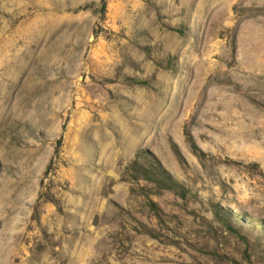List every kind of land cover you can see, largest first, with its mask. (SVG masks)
<instances>
[{
    "label": "rangeland",
    "instance_id": "obj_1",
    "mask_svg": "<svg viewBox=\"0 0 264 264\" xmlns=\"http://www.w3.org/2000/svg\"><path fill=\"white\" fill-rule=\"evenodd\" d=\"M0 264H264V0H0Z\"/></svg>",
    "mask_w": 264,
    "mask_h": 264
}]
</instances>
